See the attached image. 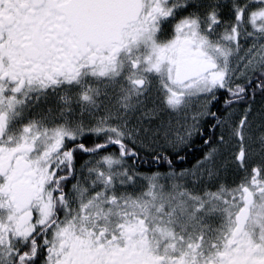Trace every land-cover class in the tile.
Here are the masks:
<instances>
[{"label":"snow or ice","instance_id":"obj_1","mask_svg":"<svg viewBox=\"0 0 264 264\" xmlns=\"http://www.w3.org/2000/svg\"><path fill=\"white\" fill-rule=\"evenodd\" d=\"M0 264H264V0H0Z\"/></svg>","mask_w":264,"mask_h":264}]
</instances>
